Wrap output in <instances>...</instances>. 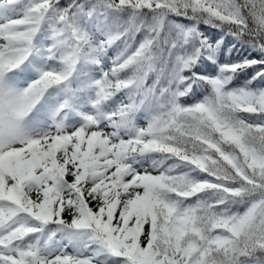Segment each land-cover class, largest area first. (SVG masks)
I'll return each mask as SVG.
<instances>
[{"label": "snow or ice", "instance_id": "snow-or-ice-1", "mask_svg": "<svg viewBox=\"0 0 264 264\" xmlns=\"http://www.w3.org/2000/svg\"><path fill=\"white\" fill-rule=\"evenodd\" d=\"M0 264H264V0H0Z\"/></svg>", "mask_w": 264, "mask_h": 264}]
</instances>
